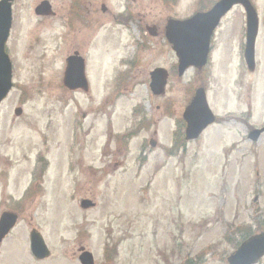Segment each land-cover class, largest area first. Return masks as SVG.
<instances>
[{
    "label": "rangeland",
    "instance_id": "374dc122",
    "mask_svg": "<svg viewBox=\"0 0 264 264\" xmlns=\"http://www.w3.org/2000/svg\"><path fill=\"white\" fill-rule=\"evenodd\" d=\"M40 1L14 2V89L0 108V157L14 170L39 159L48 175L29 221L0 245V264H81L84 248L96 264H228L242 233L264 231V134L248 139L264 126V0H251L260 21L255 72L244 60L246 15L237 7L215 33L208 68L182 78L167 20L189 18L206 2L109 0L106 18L99 0L97 22L81 26L73 49L72 28H61L63 2L44 0L56 13L44 23ZM76 50L89 65L88 93L63 91ZM158 68L170 73L159 97L150 89ZM201 86L219 122L186 144L183 113ZM83 199L96 205L83 209ZM32 228L51 251L43 261L31 254Z\"/></svg>",
    "mask_w": 264,
    "mask_h": 264
},
{
    "label": "water",
    "instance_id": "95a60500",
    "mask_svg": "<svg viewBox=\"0 0 264 264\" xmlns=\"http://www.w3.org/2000/svg\"><path fill=\"white\" fill-rule=\"evenodd\" d=\"M0 2V104L7 97L12 88V65L6 54L5 47L9 39L12 26V2ZM241 5L247 14V43L245 60L250 71L256 69V41L259 34V17L250 0H222L214 8L204 14H197L186 21L171 20L167 28V38L173 46L179 59V76L182 77L190 67L202 69L207 65L211 40L215 30L235 6ZM49 10L47 2L38 9V14H45ZM151 89L156 96L163 95L167 85L168 74L162 69L152 73ZM19 113V112H18ZM187 122L186 140L195 141L204 131L215 124L217 119L209 107L206 93L203 89L196 92L190 106L184 114ZM264 134V129L253 131L249 140L258 142ZM155 147V144H152ZM93 204L83 201L82 207L89 208ZM13 227L11 219L5 217L0 228V241ZM32 253L37 259H46L50 251L40 234L34 231L31 236ZM264 258V232L253 236L242 243L238 250L228 258L229 264H257ZM81 264H95L90 252H83L80 256Z\"/></svg>",
    "mask_w": 264,
    "mask_h": 264
},
{
    "label": "flooded vegetation",
    "instance_id": "af4514ba",
    "mask_svg": "<svg viewBox=\"0 0 264 264\" xmlns=\"http://www.w3.org/2000/svg\"><path fill=\"white\" fill-rule=\"evenodd\" d=\"M61 1L63 2L60 11L61 28L67 29V32H70V29L72 28L71 40L74 41L73 43V49H74L76 47L74 36L80 33L81 26L83 24L90 26L91 24L97 22L96 13L98 10L99 0H61ZM108 1L109 0H101V5H100L102 14L106 18L108 16L110 17V14L113 13V11L109 10L108 8L107 5ZM201 1L206 2V8L199 9L192 16H194L196 13L197 14L208 13L209 11H211V9L215 4V1L217 0H208V1L201 0ZM126 12H130L129 7H126L124 13H120V14L118 13V14L121 16L128 15L129 13ZM136 14H137V18H140L139 22L140 23L143 22L141 21L143 20V17H141L139 13ZM170 18H174V17H170ZM170 18H168V20ZM115 19L119 21V18L116 16ZM120 19H123V17H121ZM51 20L52 19L49 18L41 19V21L44 23H49ZM130 20L131 18H129L126 21V23H128ZM151 25L154 26L156 29L157 20L156 19L152 20ZM73 56H78V61L75 62L73 66L76 67L77 72L80 73L81 67L83 65V72L85 73V78H87L88 76V66H89L87 65L86 59L77 50L73 54H69L68 57L66 58V65L63 68V78H62L63 91L64 92L66 91L71 94L72 92L68 90L69 89L68 87H66L65 75L70 67L71 59L73 58ZM86 80L90 88L88 78ZM79 85H80L79 83H76L75 87H78ZM82 91L83 90L79 88L76 90L74 94L80 93ZM26 100H27L26 98L21 99V102L25 104ZM19 108L23 109L21 105L19 106ZM86 115L87 114L84 113L83 118H85ZM27 151L23 152V156L26 158H27ZM41 162L42 161L38 159L36 164L34 165L35 167H33V165H30V167L21 165V167H18L17 169L14 170L11 163L6 161L5 159H1L0 157V224L4 214H12L13 218H15V220L17 221L16 222L17 224H15L16 226H14L15 227L14 230H16L20 221H24L26 219L29 221L28 213L31 205L34 202H37L39 198L43 197L45 193V186H43V184L45 183V177L48 175V165L45 168V174H44L42 173L43 168ZM41 192H43V194L39 195ZM34 229L36 228H32V230ZM1 244L2 243H0V245Z\"/></svg>",
    "mask_w": 264,
    "mask_h": 264
},
{
    "label": "trees",
    "instance_id": "16d2710c",
    "mask_svg": "<svg viewBox=\"0 0 264 264\" xmlns=\"http://www.w3.org/2000/svg\"><path fill=\"white\" fill-rule=\"evenodd\" d=\"M250 235H252V233H249V232H244L241 234V239L240 241L237 243V246L240 244L241 241L245 240L246 238H248ZM190 263V261H189Z\"/></svg>",
    "mask_w": 264,
    "mask_h": 264
}]
</instances>
